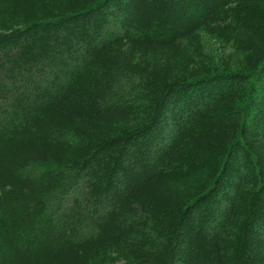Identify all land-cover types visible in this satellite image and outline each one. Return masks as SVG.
<instances>
[{"label":"trees","instance_id":"obj_1","mask_svg":"<svg viewBox=\"0 0 264 264\" xmlns=\"http://www.w3.org/2000/svg\"><path fill=\"white\" fill-rule=\"evenodd\" d=\"M0 264H264V0H0Z\"/></svg>","mask_w":264,"mask_h":264},{"label":"rangeland","instance_id":"obj_2","mask_svg":"<svg viewBox=\"0 0 264 264\" xmlns=\"http://www.w3.org/2000/svg\"><path fill=\"white\" fill-rule=\"evenodd\" d=\"M208 39L204 37V43L206 44L205 50L210 52L213 57L214 67L217 69L229 68L231 48L227 45H221L214 41H207Z\"/></svg>","mask_w":264,"mask_h":264}]
</instances>
